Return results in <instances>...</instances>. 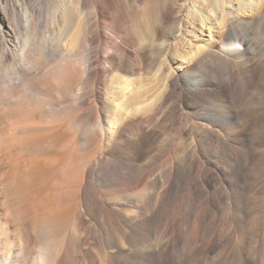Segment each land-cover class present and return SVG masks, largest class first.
<instances>
[{
  "label": "bare ground",
  "instance_id": "1",
  "mask_svg": "<svg viewBox=\"0 0 264 264\" xmlns=\"http://www.w3.org/2000/svg\"><path fill=\"white\" fill-rule=\"evenodd\" d=\"M79 3L59 1L52 14L59 22L42 41L27 9L18 19V0H0V264H78L77 246L88 233L103 242L114 234L125 248L143 241L144 224L156 217L153 240L162 252L164 204L182 159L181 81L194 100L227 96L241 87L235 72L264 64L244 30L264 17V0H214L213 13L190 30L200 42L175 51L181 59L168 74L166 56L184 33L183 16L148 11L143 26L137 8L135 35L101 38L99 23L91 31L74 24ZM143 29L155 38L142 39ZM205 30L207 37L197 35ZM209 64L230 66V75L199 78ZM167 130L172 153L164 158ZM106 182L121 186L118 196L102 192Z\"/></svg>",
  "mask_w": 264,
  "mask_h": 264
},
{
  "label": "rangeland",
  "instance_id": "2",
  "mask_svg": "<svg viewBox=\"0 0 264 264\" xmlns=\"http://www.w3.org/2000/svg\"><path fill=\"white\" fill-rule=\"evenodd\" d=\"M59 1L18 0L21 6L16 9L17 17L24 21L20 9H27L40 40L44 41L52 36L53 21L59 22L52 15ZM214 6V0H80L74 24L81 20L83 28L91 31L99 23L101 38H118L135 35L138 22L132 11L137 8L140 11L137 19L144 20L143 26L148 23L145 17L148 11L158 17L165 12L183 16L184 33L173 41L166 56L168 74L176 68L174 62L181 59L175 51L185 54L191 45L200 42L190 38V30L198 31L205 21L202 15L213 13ZM244 30L264 54V17L250 21ZM208 33L205 30L204 35L199 32L197 35L205 38ZM148 36L155 38L143 29L140 37ZM208 66L202 68L203 74H195L199 78L205 74L214 80L230 75V66ZM232 78L240 82L239 90L235 88L227 96L203 94L196 100L185 91V81H181L182 159L177 178L170 181L164 204L167 229L162 252L155 250L153 240L156 217L154 224H144L147 236L143 241L133 242L134 247L117 248L118 238L111 233V238L104 242L94 231L88 233L85 242L81 240L77 246L81 253L75 255L78 264H264V64L255 71L235 72ZM168 119L173 125L176 122L174 113L170 112ZM213 130L225 141L214 137L216 133H210ZM165 133L164 158H168L172 152L166 145L171 132ZM165 178H169L168 170ZM115 186L106 182L100 187L103 193L110 191L104 194L116 197L121 186ZM135 192L138 194L139 188Z\"/></svg>",
  "mask_w": 264,
  "mask_h": 264
}]
</instances>
